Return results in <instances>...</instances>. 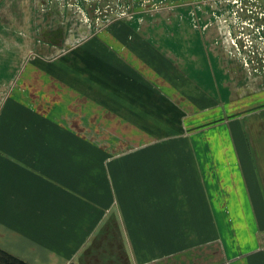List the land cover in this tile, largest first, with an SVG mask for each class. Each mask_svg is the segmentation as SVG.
Instances as JSON below:
<instances>
[{
  "label": "crops",
  "instance_id": "obj_1",
  "mask_svg": "<svg viewBox=\"0 0 264 264\" xmlns=\"http://www.w3.org/2000/svg\"><path fill=\"white\" fill-rule=\"evenodd\" d=\"M160 14L146 17L143 33L132 39L134 94L180 99L186 118L180 132L164 124L168 149L161 166L150 167L159 179L137 183L133 199L119 186L118 208L136 255L166 256L151 264H264V75L226 41H209L186 9ZM15 26L0 17V249L30 264H62L103 221L97 211L111 205L109 190L98 199L90 193L97 186L91 160L90 169H80L83 177L77 162L66 161L65 137L77 134L62 126L58 105L76 114L72 126L82 113L87 126L110 129L105 105L114 91H86L98 98L92 106L79 102L87 95L77 90L78 72L70 73L67 93L59 71L39 67H46L43 36L33 44ZM53 48L56 54V41ZM143 105L135 101L133 108L141 121L150 112ZM150 158H158L155 151Z\"/></svg>",
  "mask_w": 264,
  "mask_h": 264
},
{
  "label": "rangeland",
  "instance_id": "obj_2",
  "mask_svg": "<svg viewBox=\"0 0 264 264\" xmlns=\"http://www.w3.org/2000/svg\"><path fill=\"white\" fill-rule=\"evenodd\" d=\"M179 7L186 9L190 22L199 26V31L209 41L213 42L214 37L226 41L237 57L247 61L255 75H264V0H0L2 23L7 27L23 26L33 44L43 36L46 67H39L54 74L59 71L67 93L70 90V73L74 71L78 72V92L87 95L79 96V102L83 98L82 103L86 101L92 106L91 98L98 97L88 94L99 93L103 86L110 92L114 91L109 96V104L105 105L111 111L108 118L110 129L100 125L87 126L82 113L77 115V127L72 126L71 117L76 114L70 112L64 102L58 105L64 123L62 126L72 128L77 134L75 140L73 135L69 140L65 137L67 144L63 153L68 159L66 161L77 162L79 175L83 177L80 169H90L91 160L93 174L90 177L93 176L97 186L90 193L98 199L100 192L109 190L111 205L108 211H97L103 221L100 220L101 224L93 229L84 245L82 243L78 248L72 245L74 254L64 256L62 264H151L155 260L166 259V256L159 255L150 261V256L136 255V243L130 239L117 201L119 186L133 199L137 183L145 185L149 180L151 182V178H158V175L151 174L150 167L152 164L161 166L159 155L168 149L164 124L175 125V131L182 129L185 110H181L180 99L175 104L170 99L172 97L167 99L160 93L135 95L132 69V39L139 38V32L147 23L146 17L155 14L164 17L160 13L176 11ZM13 11H19L20 19ZM137 26L141 30H134ZM106 39L110 41L109 46ZM55 41L58 47L56 54L53 48ZM126 50H129L130 59L126 57ZM54 56L60 58L61 63L53 60ZM136 61L143 63L140 58ZM46 83L50 85L53 82L47 80ZM146 86L147 83H141L142 89H147ZM119 91L127 95H120ZM117 95L120 97L119 111L118 106L112 104L113 96L118 98ZM135 101L150 111L142 115L147 120L141 121L133 111ZM50 102L54 103L52 99ZM151 151L156 152V160L150 158ZM75 153L78 155L71 158ZM86 159L88 163L84 162ZM0 264L22 263L0 250Z\"/></svg>",
  "mask_w": 264,
  "mask_h": 264
},
{
  "label": "trees",
  "instance_id": "obj_3",
  "mask_svg": "<svg viewBox=\"0 0 264 264\" xmlns=\"http://www.w3.org/2000/svg\"><path fill=\"white\" fill-rule=\"evenodd\" d=\"M0 250H1V249H0ZM1 251L4 252L3 250H1ZM4 253H5V252H4ZM9 257L16 259L18 262H21L22 264H28V263H26L25 261H23V260H21V259L15 257V256H11V255H9Z\"/></svg>",
  "mask_w": 264,
  "mask_h": 264
}]
</instances>
